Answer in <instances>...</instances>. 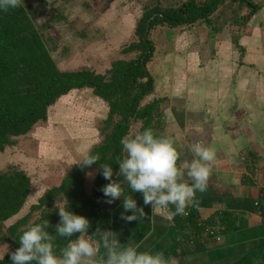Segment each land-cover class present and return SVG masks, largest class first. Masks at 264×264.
Segmentation results:
<instances>
[{
    "label": "crops",
    "instance_id": "crops-1",
    "mask_svg": "<svg viewBox=\"0 0 264 264\" xmlns=\"http://www.w3.org/2000/svg\"><path fill=\"white\" fill-rule=\"evenodd\" d=\"M248 15L233 42L228 40L226 28L225 34H217L212 15L208 24L189 26L194 36L188 46L186 39L176 34L183 48L176 49V44V50L158 60L154 71L148 69L154 88L145 98V102L161 101L163 133L174 142L178 163L193 159L190 150L196 143L215 152L213 161H200L211 169L207 190L197 191L187 208L196 211L200 223L214 215L218 216L214 223H220L219 216L226 214L232 226L221 232L219 241L205 233L201 239L193 229H182L174 219H168V209L144 206L142 194L132 193L123 177H115L138 206L144 207L145 216L126 222L121 219L123 197L112 204L105 197L98 221L102 239L111 230L124 246L161 253L166 264H264V215L255 206L264 186V5ZM168 29L162 34L172 37ZM74 91L78 90L62 97H70ZM59 107L56 109L61 111ZM86 134L84 146H75L67 166L81 158L80 152L89 143L90 133ZM130 135L135 133L127 137ZM72 156L80 157L75 161ZM96 175L93 167L86 173L87 194L92 192ZM62 178H56L51 187L58 186ZM180 182L190 184L191 180L185 174ZM104 257L105 248L97 264H104Z\"/></svg>",
    "mask_w": 264,
    "mask_h": 264
},
{
    "label": "trees",
    "instance_id": "trees-1",
    "mask_svg": "<svg viewBox=\"0 0 264 264\" xmlns=\"http://www.w3.org/2000/svg\"><path fill=\"white\" fill-rule=\"evenodd\" d=\"M222 2L187 0L177 7L162 8L155 5L145 8L135 28L138 40L123 49L125 53L137 52V56L130 60H115L106 74H98L91 69L60 70L44 36L24 5L0 12V152L14 145L15 138L26 135L36 124L45 122L48 108L73 90L91 89L93 95L108 107L104 138L91 149L93 155L100 156V160L91 166L97 170L91 194L86 193L84 185L90 168L72 165L58 186L47 189L37 203L31 205L28 214L7 228V235L2 236V239L11 242L9 252L20 246L19 238L27 228L37 223H48L46 231L53 237L55 254L60 256L69 240L81 235L65 238L55 232L60 222L58 209L67 205L69 211L89 219L88 232L82 236L97 244V256L94 258V264H97L104 248L98 230L105 198L102 188L109 182L104 179L100 165L108 164L113 167L114 173H118V164L126 157L121 141L127 137L134 122L141 123L139 134L151 129L156 138H167L161 121V101L153 99L144 102L154 88L153 78L146 67L154 52V44L149 38L150 30L159 24L170 27L191 26L198 22L208 24L210 16ZM239 2L250 9L248 17L258 9L253 0ZM150 18L152 21L145 40V29ZM29 193L30 178L25 172L10 167L0 173V224L19 213ZM168 211H175V206L169 205ZM260 211L264 215V202H261ZM34 212L37 216L29 222ZM186 212V216H175L174 221L182 229H193L201 239L205 237V227L213 225L218 218L214 215L200 223L195 210L186 208ZM228 216H219V224L224 226L221 232L233 224ZM0 264H12L10 255L6 253L0 259Z\"/></svg>",
    "mask_w": 264,
    "mask_h": 264
},
{
    "label": "rangeland",
    "instance_id": "rangeland-1",
    "mask_svg": "<svg viewBox=\"0 0 264 264\" xmlns=\"http://www.w3.org/2000/svg\"><path fill=\"white\" fill-rule=\"evenodd\" d=\"M185 1L187 0H24L23 5L44 36L60 70L91 69L98 74H106L115 60H130L137 56V52L125 53L123 49L138 40L135 28L145 8L155 5L162 8L177 7ZM253 2L264 5V0ZM247 14H250V10L239 0H223L211 18L217 24L214 26L218 30L217 34H225L223 31L226 28L228 40L233 42V37H238L240 25ZM166 28L171 30L172 37H165L169 35L167 33L162 34ZM176 34L186 39L184 41L187 46L189 39L192 40L191 36H194L189 26L170 27L159 24L150 30L149 38L154 44L153 55L146 64L150 72L159 66L158 60L164 58L163 55L167 56L176 44V49L183 48L182 45L179 47ZM158 36H161L160 43ZM259 44L261 41L257 42L258 46ZM152 78L154 81V77ZM58 100L57 106H60L61 111L55 105L50 106V118L36 124L26 135L15 138L14 145L0 152V173L16 167L30 178V193L24 206L18 214L0 224V255L12 246L10 241L2 239V236L7 235V228L29 213L31 205L38 201L39 193L43 194L56 183V178H62L69 171L71 166H67L65 162H70L75 146L85 142L83 139L86 133H90L87 142L92 148L104 138V120L108 107L93 95L91 89L74 91L70 97ZM140 124L134 122L129 134H138ZM81 146H84L83 143ZM82 153L80 152L81 155ZM72 157V160L77 161L80 156ZM36 216L34 212L29 222Z\"/></svg>",
    "mask_w": 264,
    "mask_h": 264
},
{
    "label": "clouds",
    "instance_id": "clouds-1",
    "mask_svg": "<svg viewBox=\"0 0 264 264\" xmlns=\"http://www.w3.org/2000/svg\"><path fill=\"white\" fill-rule=\"evenodd\" d=\"M23 4L24 0H0V12L19 8ZM121 143L127 155L119 162L118 173H114L113 167L108 164L100 165V171L104 179L109 181L102 188L106 202L112 204L123 197L124 211L121 213V219L126 222L131 223L143 218L144 207L138 206L137 201L122 186V182L113 179L114 175L123 177L132 193L142 194L144 206H154L160 210L174 205L175 211L170 212L168 216L170 220L177 215H186V208L195 201V193L207 190L211 169L200 161H213V150L196 143L190 150L193 159L178 163L179 155L173 141L168 138H156L151 129L130 135ZM91 148L89 145L84 149L75 165L87 169L100 160L98 154L91 153ZM197 157L199 160L195 159ZM185 174L190 178V184L180 182ZM58 215L60 222L56 225L55 232L59 236L71 238L81 234L75 240H69L60 256L55 254L53 237L46 231L48 223H37L23 232L19 238L20 246L15 251H4L0 259L7 253L12 264H94L98 249L94 242L82 236L88 232L89 219L69 211L67 205L58 209ZM103 244L104 264H166L161 253L140 251L132 244L124 246L111 230L105 234Z\"/></svg>",
    "mask_w": 264,
    "mask_h": 264
},
{
    "label": "built area",
    "instance_id": "built-area-1",
    "mask_svg": "<svg viewBox=\"0 0 264 264\" xmlns=\"http://www.w3.org/2000/svg\"><path fill=\"white\" fill-rule=\"evenodd\" d=\"M261 202H264V186L261 190L260 199L255 202V206L256 208H258V210H260ZM222 229L223 226L216 222L213 225H208L207 227H205L204 233L208 236L213 237L215 240L219 241L221 239Z\"/></svg>",
    "mask_w": 264,
    "mask_h": 264
},
{
    "label": "water",
    "instance_id": "water-1",
    "mask_svg": "<svg viewBox=\"0 0 264 264\" xmlns=\"http://www.w3.org/2000/svg\"><path fill=\"white\" fill-rule=\"evenodd\" d=\"M151 21H152V18L149 19L147 26H146V29H145V36H144L145 40L148 38V33H149Z\"/></svg>",
    "mask_w": 264,
    "mask_h": 264
}]
</instances>
